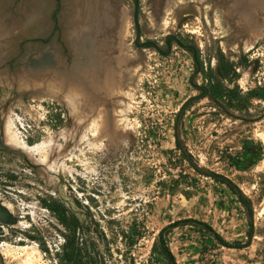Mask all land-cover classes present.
<instances>
[{"label":"rangeland","instance_id":"374dc122","mask_svg":"<svg viewBox=\"0 0 264 264\" xmlns=\"http://www.w3.org/2000/svg\"><path fill=\"white\" fill-rule=\"evenodd\" d=\"M54 3L0 0V264H55L63 237L44 194L97 223L99 264H166L153 251L158 232L185 218L246 241L245 209L181 157L175 133L197 167L251 200L254 224L244 249L190 225L172 230L177 263L264 264V0H139L140 41L165 49L172 34L194 47L197 72L175 43L166 56L133 45V0H103L89 57L74 58L53 31ZM221 59L236 77L222 76Z\"/></svg>","mask_w":264,"mask_h":264},{"label":"trees","instance_id":"16d2710c","mask_svg":"<svg viewBox=\"0 0 264 264\" xmlns=\"http://www.w3.org/2000/svg\"><path fill=\"white\" fill-rule=\"evenodd\" d=\"M220 62L222 76L227 77L229 74H232L233 77L237 76L234 65L231 63H225L223 59H221ZM193 99L194 98L190 99L189 103L181 108L182 113L185 111L186 107L191 104L190 102L193 101ZM55 106L58 108V105L55 104ZM50 120L55 121L54 126L62 125L63 122L60 112L55 113L53 116L50 115ZM26 142L29 145H32L36 141L32 138H27ZM175 146L180 152L181 157L186 160L192 168L200 172L202 175L225 185L235 195L237 201L245 209L247 214L248 228L246 232V241L243 243L229 242L225 240L211 224L199 219L185 218L166 225L158 232L153 251L158 250L166 264H178L169 247L168 235L172 230L187 225L193 226L201 237H206L209 242L215 243L217 246L234 249H244L249 247L254 237L253 207L251 200L226 176L212 171H202L197 167L177 133H175ZM6 176L11 180L16 179L14 173H7ZM38 199L40 206L46 209L61 227L63 243L60 246L59 251L55 253V264H99L100 249L97 240H105V235L100 229H98L97 223L90 220V222L85 225L84 221H81L73 212H71L61 200L50 194L39 196ZM83 234L87 236L84 238ZM42 250L48 252V248L46 247H43ZM259 252L260 251L256 254L258 255Z\"/></svg>","mask_w":264,"mask_h":264},{"label":"water","instance_id":"95a60500","mask_svg":"<svg viewBox=\"0 0 264 264\" xmlns=\"http://www.w3.org/2000/svg\"><path fill=\"white\" fill-rule=\"evenodd\" d=\"M54 5L56 7L51 8V17H52V25L54 26V32L58 31L61 36V42L66 46H69V50L74 56V58H80L82 56L89 57V52L91 49V42L93 41V36L91 33L95 34L99 31L101 20V12L105 9L103 0H53ZM40 5V4H39ZM41 6V5H40ZM139 0H133V11H132V20L135 26V38L133 41V45L136 48H145L151 47L157 53L162 56H166L170 53L171 45L168 42V38H172L174 43L182 48V49H192V57L196 63V72L199 70V65L196 59V51L190 45H182L180 41L173 36L172 34H167L164 38V42L167 48L166 54H163L160 47L153 41H144L141 42V29L139 23ZM39 7V6H38ZM43 9V6H41ZM37 9V8H36ZM83 11H88L89 15L82 16ZM80 13L81 18L80 20ZM27 17H25L26 19ZM36 20V19H33ZM39 22V21H38ZM8 34V33H7ZM6 34V35H7ZM84 36L83 39L77 40L74 42V36ZM6 37V36H5ZM90 37V38H89ZM3 38V37H2ZM88 41V42H87ZM140 41V42H139ZM194 75V73H193ZM189 77V84L194 88H199L200 86L194 84L192 82V77ZM207 91L204 92L206 94Z\"/></svg>","mask_w":264,"mask_h":264},{"label":"bare ground","instance_id":"6f19581e","mask_svg":"<svg viewBox=\"0 0 264 264\" xmlns=\"http://www.w3.org/2000/svg\"><path fill=\"white\" fill-rule=\"evenodd\" d=\"M87 14L89 15V12L88 11H83L82 12V16L84 17V16H87ZM80 18H81V13H80V17H79V19L78 20H80ZM7 28V27H6ZM6 28H3L2 27V25L0 26V37H3V38H5V36H6V34L8 33V29H6ZM122 30V29H121ZM123 31V30H122ZM98 33V32H97ZM262 33H264V31H261V32H259V34H262ZM122 34H123V32H122ZM123 36V35H122ZM84 38V36L83 37H81V39H83ZM90 38V37H89ZM80 39V35L79 36H74V42H76L77 40H81ZM123 39V38H122ZM121 39V40H122ZM123 41V40H122ZM122 41H120V42H122ZM88 42V41H87ZM64 96H66V95H64ZM68 96V98H69V95H67ZM66 99H67V97H66ZM14 143H15V146H17L18 147V145H21L22 147H24L27 151H31V152H33L34 150H35V148H33V146H26L25 145V143L22 141V142H15L14 141Z\"/></svg>","mask_w":264,"mask_h":264},{"label":"flooded vegetation","instance_id":"af4514ba","mask_svg":"<svg viewBox=\"0 0 264 264\" xmlns=\"http://www.w3.org/2000/svg\"><path fill=\"white\" fill-rule=\"evenodd\" d=\"M55 7H56V5H55ZM168 42H169L170 45L172 46V44L174 43V40L170 37V38H168ZM180 43H181L182 45H185V44H184L183 42H181V41H180ZM164 44H165V42H164ZM190 46H191V45H190ZM193 48H194V47H193ZM185 50L191 52V54H192V52H193L192 49H185ZM161 51H162L163 54H166V52H167L166 45H165V49H164V48H161ZM193 60H194V59H193ZM194 63H195V61H194ZM195 66H196V63H195ZM196 68H197V66H196ZM199 88H200V87H199Z\"/></svg>","mask_w":264,"mask_h":264}]
</instances>
